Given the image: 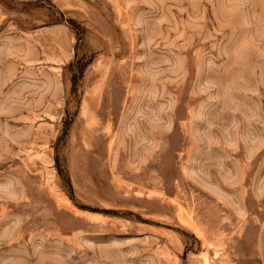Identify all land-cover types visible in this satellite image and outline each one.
Returning a JSON list of instances; mask_svg holds the SVG:
<instances>
[{"label": "rangeland", "instance_id": "obj_1", "mask_svg": "<svg viewBox=\"0 0 264 264\" xmlns=\"http://www.w3.org/2000/svg\"><path fill=\"white\" fill-rule=\"evenodd\" d=\"M0 264H264V0H0Z\"/></svg>", "mask_w": 264, "mask_h": 264}]
</instances>
